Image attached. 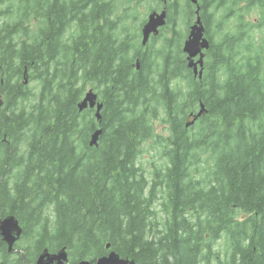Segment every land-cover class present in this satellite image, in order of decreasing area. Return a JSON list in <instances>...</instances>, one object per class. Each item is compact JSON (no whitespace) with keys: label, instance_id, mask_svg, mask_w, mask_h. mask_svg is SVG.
I'll return each instance as SVG.
<instances>
[{"label":"trees","instance_id":"obj_1","mask_svg":"<svg viewBox=\"0 0 264 264\" xmlns=\"http://www.w3.org/2000/svg\"><path fill=\"white\" fill-rule=\"evenodd\" d=\"M140 1H94L91 36L79 20L76 54L47 67L28 99L19 154L0 146V176L13 178L0 217L4 207L23 229L17 253L0 239V264H35L43 249L63 247L73 264L110 251L137 264H264V0H198L207 34L216 27L200 79L182 52L195 7L169 0L165 26L142 47L145 18L139 29L128 24ZM19 62L37 89V55H0V81L13 80ZM88 87L100 122L78 111ZM200 103L204 114L186 128ZM147 142L160 154L148 174L138 160Z\"/></svg>","mask_w":264,"mask_h":264},{"label":"flooded vegetation","instance_id":"obj_2","mask_svg":"<svg viewBox=\"0 0 264 264\" xmlns=\"http://www.w3.org/2000/svg\"><path fill=\"white\" fill-rule=\"evenodd\" d=\"M94 1L102 4L109 0H0V27L8 24L17 30L13 33L0 32V55L12 57L37 55L39 57L37 89L33 86L34 81L31 80L28 67L23 66L21 62L17 64V70L12 74L13 80L9 83L0 81V146L4 151L9 146V150L14 151L16 155L19 154V137L24 134L28 126L26 121L29 114V100L33 97L37 98L39 91L43 90L47 67H52L50 70L54 71L61 61L60 56L76 54L75 41L78 34H81L79 20L86 22L85 26H88L86 34L88 37L91 36ZM243 1L246 0L239 2L241 7L244 6ZM247 14H251V11H244L243 17L245 18ZM215 15L217 19H220L223 15L221 9H217ZM204 28V36L207 39L210 38L209 34L212 35L216 30V27L209 28L207 34L205 24ZM12 113L18 117L8 121V116ZM191 119L190 115L189 121ZM11 137L16 139L12 141ZM2 164L3 161L0 160V166ZM5 168L9 174L12 173L8 165ZM12 179L9 175L8 180L4 182L0 176V193L5 189L10 196ZM1 210L6 215L1 216L0 220L10 215L4 207H1ZM0 239L3 242L1 237Z\"/></svg>","mask_w":264,"mask_h":264},{"label":"water","instance_id":"obj_3","mask_svg":"<svg viewBox=\"0 0 264 264\" xmlns=\"http://www.w3.org/2000/svg\"><path fill=\"white\" fill-rule=\"evenodd\" d=\"M190 4L195 6L194 22L189 27L188 35L182 44V52L185 55L186 66L192 70L194 77L199 79L202 76V68L204 64L205 53L210 47L209 40L204 36V25L200 16V7L198 0H188ZM162 8L160 11H152L149 13L146 21L141 27V45L145 46L151 36H157L160 28L164 27L167 19V4L168 0H160ZM136 70L139 69L140 63L135 61ZM26 79V78H25ZM98 95L92 89H87L78 103V111L82 112L85 109H95V118L98 122L101 120L100 111L102 104L97 100ZM205 108L202 103L196 114H191L193 117L190 122L186 123V128L194 124V122L204 114ZM102 129H96L90 136L88 145L90 147L97 146ZM23 229L17 218L13 215H8L0 220V237L7 245L8 252L14 249V245L20 240ZM106 248H109L107 244ZM35 264H73L69 261L68 252L65 247L50 252L47 248L43 249L37 256ZM78 264H90L89 261L83 260ZM94 264H137L129 258H122L116 252L110 251L105 256L95 260Z\"/></svg>","mask_w":264,"mask_h":264},{"label":"rangeland","instance_id":"obj_4","mask_svg":"<svg viewBox=\"0 0 264 264\" xmlns=\"http://www.w3.org/2000/svg\"><path fill=\"white\" fill-rule=\"evenodd\" d=\"M157 2H158L157 0L156 1H153V0H141L139 3H136L135 4L136 9H132V10L128 11V13L130 15H136L135 19H131L130 18L129 21H128V24H129L130 28L133 29V28L136 27L137 29H139L141 21L144 18L147 19L149 13H151V10L149 11L148 8L149 7L159 6V5H157ZM160 8L158 9L159 11L161 10ZM135 12H136V14H135ZM221 13L223 14L222 9H221ZM257 16H258V12L253 11V14L252 13L251 14H247L245 16V19L249 20V21H252ZM235 20H236V18L234 17V18L228 19L227 22L228 23H232ZM177 29L180 30V31H183V29H184V24L181 21V19L179 21V24L177 25ZM187 29H188V27H187ZM186 37H187V35H186ZM186 37L183 39V41L186 39ZM183 41H182V43H183ZM33 86H35V85L33 84ZM88 89H89V87H88ZM156 133H158L160 135H163V136L166 135L165 126H164L163 123L158 122L156 124ZM140 150L141 151H140L138 160H139L140 164L142 165V168L144 169L145 173L148 174L149 171L151 170L152 165L153 164L154 165L158 164V162L160 160V154L155 148H152V143H150V142L144 143L141 146ZM12 252L17 253V250H14Z\"/></svg>","mask_w":264,"mask_h":264}]
</instances>
